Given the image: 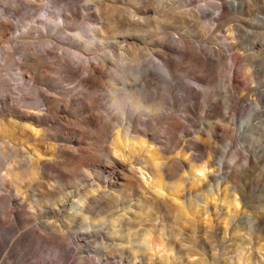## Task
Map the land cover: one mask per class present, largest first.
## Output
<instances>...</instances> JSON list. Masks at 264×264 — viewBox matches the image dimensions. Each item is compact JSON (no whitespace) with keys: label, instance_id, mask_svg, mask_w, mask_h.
Returning a JSON list of instances; mask_svg holds the SVG:
<instances>
[{"label":"rangeland","instance_id":"rangeland-1","mask_svg":"<svg viewBox=\"0 0 264 264\" xmlns=\"http://www.w3.org/2000/svg\"><path fill=\"white\" fill-rule=\"evenodd\" d=\"M0 23V264H264V0H0Z\"/></svg>","mask_w":264,"mask_h":264},{"label":"bare ground","instance_id":"bare-ground-1","mask_svg":"<svg viewBox=\"0 0 264 264\" xmlns=\"http://www.w3.org/2000/svg\"><path fill=\"white\" fill-rule=\"evenodd\" d=\"M8 29L9 27L7 26V25H5V24H3V23H0V29ZM87 66L86 67H84V70H85V72L86 73H88V78H91V79H96L97 78V73L100 71V68L99 67H97V65L95 64V63H92V62H89V63H87L86 64ZM162 65V64H161ZM163 65H164V63H163ZM137 78L138 79H140L138 76H137ZM136 78V79H137ZM125 82V81H124ZM137 82H139V80L137 81ZM136 85H138L137 83H135L132 87H134V86H136ZM141 85H142V87H143V90H145L146 89V86H147V82H145V81H143L142 82V79H141ZM121 89L122 90H125V91H128V94H130L131 96H133V97H136V96H138V98H142V95L140 94V93H138V92H132L131 91V88L129 87V85H127V84H124V86L123 87H121ZM117 90V89H116ZM126 93V92H125ZM137 93V94H136ZM129 95V96H130ZM130 96V97H131ZM139 99V100H140ZM142 99H141V105L143 106V103H142ZM49 113V112H48ZM115 152L117 153L118 152V150L117 149H115ZM83 157H84V154H83ZM31 160H32V163L33 164H39V163H42L41 162V159H40V157H37V159H33V158H31ZM82 161H84V159L82 160ZM10 171H12V170H10V169H7V174H8V176H9V174H10ZM10 182H14L13 180H11ZM72 216H74V214H72Z\"/></svg>","mask_w":264,"mask_h":264}]
</instances>
